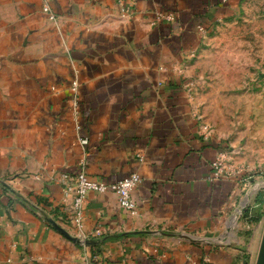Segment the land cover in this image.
Returning <instances> with one entry per match:
<instances>
[{
	"label": "crops",
	"instance_id": "0c3cea01",
	"mask_svg": "<svg viewBox=\"0 0 264 264\" xmlns=\"http://www.w3.org/2000/svg\"><path fill=\"white\" fill-rule=\"evenodd\" d=\"M225 2L0 0V264H245L244 188L212 178L187 74ZM83 162L100 183L138 174L137 215L90 193L69 223L58 179Z\"/></svg>",
	"mask_w": 264,
	"mask_h": 264
},
{
	"label": "rangeland",
	"instance_id": "374dc122",
	"mask_svg": "<svg viewBox=\"0 0 264 264\" xmlns=\"http://www.w3.org/2000/svg\"><path fill=\"white\" fill-rule=\"evenodd\" d=\"M224 6L209 30L201 29L187 74L203 132L227 152L230 177L244 188L233 233L244 237L246 264H256L264 235V204L251 209L264 192V0ZM248 197L251 208L241 214Z\"/></svg>",
	"mask_w": 264,
	"mask_h": 264
},
{
	"label": "built area",
	"instance_id": "2783aa9c",
	"mask_svg": "<svg viewBox=\"0 0 264 264\" xmlns=\"http://www.w3.org/2000/svg\"><path fill=\"white\" fill-rule=\"evenodd\" d=\"M43 11L49 16L50 20L54 21L56 19L55 14L49 6L45 5ZM158 20L161 22L173 23L175 21V16L171 13H161L158 16ZM76 89V85H74V90L76 91ZM228 159L227 152L221 148L211 166L213 179L218 180L230 176V172L227 169ZM79 168L80 169L76 174H63L58 179V182L63 187V202L65 203V207L70 208L69 223L74 224L78 229H82L84 206L90 193H96L99 195L114 193L118 197L121 208L130 212L133 216L137 215L138 205L133 200L132 193L141 182V177L138 174H132L131 176L114 183H100L98 181L90 180L87 177L84 162L80 164ZM251 204L252 198L249 201L250 208ZM253 208H255V206H252L251 209ZM101 232V230H98L97 235H100Z\"/></svg>",
	"mask_w": 264,
	"mask_h": 264
},
{
	"label": "water",
	"instance_id": "95a60500",
	"mask_svg": "<svg viewBox=\"0 0 264 264\" xmlns=\"http://www.w3.org/2000/svg\"><path fill=\"white\" fill-rule=\"evenodd\" d=\"M3 185H5V183H2ZM251 200V197L249 198V201ZM249 203V202H248ZM249 207V204H247L245 207L242 208V212L241 214L245 213L247 211ZM48 222L58 231L60 232L63 236H65L66 238L70 239L71 241L77 243V244H84L86 246L89 245H93L95 244V242L93 241H88V240H80L79 238H75L73 236H71L64 228H62L59 224H57L54 220L49 219ZM256 264H264V235H263V240H262V244H261V248H260V252L258 255V259Z\"/></svg>",
	"mask_w": 264,
	"mask_h": 264
},
{
	"label": "trees",
	"instance_id": "16d2710c",
	"mask_svg": "<svg viewBox=\"0 0 264 264\" xmlns=\"http://www.w3.org/2000/svg\"><path fill=\"white\" fill-rule=\"evenodd\" d=\"M256 202H257V204H255V208H258V207H262V206H263L262 204H264V192H262L261 194H259V196H258ZM248 211H249V212L246 213V214L251 215L252 212H251L250 210H248ZM254 217H255V218H254ZM254 217L251 219V221L258 222L260 218H257V216H254ZM248 219H249V218H247V220H248ZM245 264H246V260H245Z\"/></svg>",
	"mask_w": 264,
	"mask_h": 264
}]
</instances>
